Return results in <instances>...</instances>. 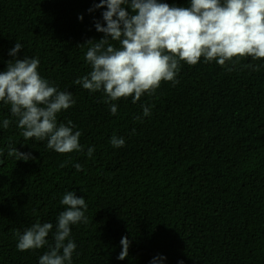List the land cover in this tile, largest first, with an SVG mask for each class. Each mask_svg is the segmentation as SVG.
Masks as SVG:
<instances>
[{"label": "trees", "instance_id": "trees-1", "mask_svg": "<svg viewBox=\"0 0 264 264\" xmlns=\"http://www.w3.org/2000/svg\"><path fill=\"white\" fill-rule=\"evenodd\" d=\"M99 2L0 0V72L9 61L38 58L41 77L73 94L75 104L57 122L72 121L83 148L59 154L46 140H25L10 105L0 102V264H39L48 246L21 252L16 231L52 223L54 244L68 191L88 206L87 223L71 226L72 264H151L156 257L165 258L157 264H264V60L227 67L182 61L178 83L161 82L136 103L132 96L111 102L112 115L102 91L74 83L91 71L88 45H78L103 37L95 23L104 25L106 9L89 11ZM16 42L23 47L12 57ZM4 119L12 121L7 129ZM114 135L123 147H113ZM10 145L33 159L9 157ZM122 237L130 248L119 260Z\"/></svg>", "mask_w": 264, "mask_h": 264}, {"label": "clouds", "instance_id": "clouds-1", "mask_svg": "<svg viewBox=\"0 0 264 264\" xmlns=\"http://www.w3.org/2000/svg\"><path fill=\"white\" fill-rule=\"evenodd\" d=\"M95 9H106L102 13L104 25L95 23L103 37L78 45H88L85 60L91 71L74 83L93 93L102 91L103 102L110 104L112 115L118 109L111 102L132 96L136 103L144 94L153 95L161 82L178 83L176 76L182 61L196 65L203 58L205 63L215 61L227 67L246 57L264 60V0H189L186 7L170 6L160 0H100L89 11ZM22 47L16 42L9 55L16 57ZM39 64L38 58L29 57L9 61L7 69L0 72V102L10 105L25 140H46L47 148L59 154L82 152V133L74 131L72 121L57 122L58 114L75 104L73 94L42 78ZM247 67L259 70V66ZM142 108L145 117L151 114L148 106ZM11 122L4 119L3 128L7 129ZM111 144L120 148L125 140L114 135ZM93 152L90 147L87 155L92 157ZM7 154L17 161L33 159L31 153L11 145ZM74 167L77 171L82 168L79 163ZM60 203L66 209L57 218L54 244L47 239L54 228L52 223L37 221L23 233L16 231L21 252L48 246L39 264H72L77 246L69 239L71 226L87 223L84 197L68 191ZM120 243L118 259L124 260L129 255L130 241L122 237ZM162 259L165 258L156 257L151 264Z\"/></svg>", "mask_w": 264, "mask_h": 264}]
</instances>
